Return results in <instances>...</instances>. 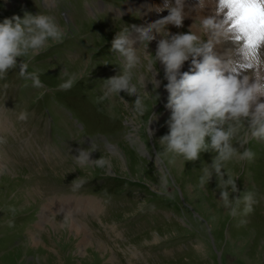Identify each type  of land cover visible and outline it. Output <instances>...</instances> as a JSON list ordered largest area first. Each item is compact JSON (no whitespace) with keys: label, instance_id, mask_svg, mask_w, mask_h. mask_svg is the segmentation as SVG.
Instances as JSON below:
<instances>
[{"label":"rangeland","instance_id":"374dc122","mask_svg":"<svg viewBox=\"0 0 264 264\" xmlns=\"http://www.w3.org/2000/svg\"><path fill=\"white\" fill-rule=\"evenodd\" d=\"M135 1L0 0V19L49 12L66 29L62 42L28 61L41 87L21 77L19 66L0 79V264H264V142L246 145L256 153L252 161L225 165L239 176V191L230 198L252 191L257 201L251 212L241 204L232 215L219 200L215 176L199 184L214 153L183 164L159 144L170 114L167 95L158 92L167 82L163 65H156L158 91L146 83L152 94L144 97L142 115L133 111L136 96L101 99L104 80L122 74L111 50L122 23L113 20L116 11H123L128 25H142L137 10L163 3L143 0V7ZM168 27L186 32L188 26ZM223 44L237 48L232 32ZM149 50L155 51L151 43ZM73 73L79 77L73 86L61 88ZM22 111L27 120L18 119ZM91 141V158L103 157V167L73 159ZM43 207L54 226L40 224ZM74 221L84 226L79 234ZM43 245L52 249L49 254L39 250Z\"/></svg>","mask_w":264,"mask_h":264},{"label":"clouds","instance_id":"9594fccd","mask_svg":"<svg viewBox=\"0 0 264 264\" xmlns=\"http://www.w3.org/2000/svg\"><path fill=\"white\" fill-rule=\"evenodd\" d=\"M262 4L264 0L251 5L254 11L239 24L235 23L236 14H231L230 5L224 0H163L161 5L137 10L142 15L153 10L156 13L167 11L166 15L144 25H128L122 19L123 11H119L113 20L119 19L122 23L111 40V50L122 74L104 80L101 97H118L124 101L122 93L136 96L133 111L137 116L142 115L146 108L144 97L152 94L145 90L146 83L150 82L155 92L161 84L156 65L157 62L163 65L167 81L163 84L167 91L165 106L170 114L165 121L168 131L160 136L159 144L164 153L172 155L173 161L180 157L183 164L199 159L202 152L214 153L211 163L202 167L199 184H208L215 176L220 189L219 200L232 215H237L241 204L244 213L251 212L257 202L252 191L230 198V193L239 191L236 184L239 176L226 171L225 165L229 161H252L256 153L246 145L251 140L264 142V99H261L264 97V59L259 54L264 44V24L260 22ZM225 8L228 9L226 18L219 19ZM205 9L210 14L205 15ZM192 13H195L194 23L188 31L170 30L169 25L181 27ZM230 32L239 33L236 38L244 41L238 49L244 63L233 59L232 50L224 54L215 50L229 38ZM65 36L66 29L49 12L26 11L23 16L13 14L0 19V79L19 66L21 77L41 87L38 73L28 71V61L62 42ZM152 41H156L154 52L149 50ZM18 57L27 59L18 62ZM185 62H189L188 70H182ZM241 69L253 71L244 74ZM78 78V74L73 73L60 87L71 88ZM154 96L156 101L159 93ZM18 119L27 120L28 113L20 112ZM2 143L4 138L0 137ZM95 151V143L91 141L87 147H78L77 154L72 156L79 165L93 163L103 167L108 162L103 157L92 159ZM70 218L69 211L65 214V223Z\"/></svg>","mask_w":264,"mask_h":264},{"label":"bare ground","instance_id":"6f19581e","mask_svg":"<svg viewBox=\"0 0 264 264\" xmlns=\"http://www.w3.org/2000/svg\"><path fill=\"white\" fill-rule=\"evenodd\" d=\"M130 4H131V6H132V8H129V9H135V5L133 4V2H131L130 1ZM135 4H138V5H141V6H143L144 7V1L143 0H136L135 1ZM118 11L119 10H117L116 11V14H118ZM227 11H228V9L227 8H225L220 14H219V19H225L226 18V16H225V14L227 13ZM167 14V11H165V12H163V13H156L154 10L152 11V12H150V13H148L147 15H143V23H142V25H144V24H147L148 22H150V21H152V20H155V19H157L159 16H162V15H166ZM204 14L205 15H207V14H210V12L207 10V9H205L204 10ZM194 16H195V13H192L189 17H187V18H185V20L183 21V23L184 24H186L188 27L187 28H185V30L186 31H188L189 30V28H190V26L194 23ZM229 23H231V20H229L228 21ZM169 26H172V25H169ZM183 29H181L180 31H182ZM232 34H233V36H234V38H235V40H236V42H237V48L234 50V51H232L233 52V59L234 60H236L238 63H244L245 61H244V59H243V56H242V54L238 51V49H240L241 47H242V45H243V43H244V41L242 40V39H237L236 37H238L239 36V33H237V32H232ZM224 41V40H223ZM223 41L220 43V44H218L217 46H216V51H217V53L218 54H224L227 50H229L228 49V47H226V46H224V44H223ZM151 44H152V46L155 48L156 47V41H152V42H150ZM262 52V54H264V44H262L261 46H260V48H259V53H261ZM238 66V65H237ZM188 67H189V62H185V64H184V66H183V68H182V70H188ZM248 71V69H241V72L242 73H244V74H246V72ZM251 74V73H250ZM163 77H164V75H163ZM147 87V89L148 90H150V86L149 85H146ZM157 91H158V89H156ZM159 90L160 91H158V92H160V94L162 95V93H163V95H167V91H166V89L165 88H163V89H161V88H159ZM162 95V96H163ZM261 99H264L263 97L261 98ZM152 123V122H151ZM154 127V126H153ZM115 151L116 150H118V148L116 149V148H113ZM12 173V172H11ZM11 173H9V172H7V174H10L11 176H16V175H12ZM186 190H187V188H186ZM38 198V197H37ZM40 199V198H39ZM37 201V200H36ZM44 208V207H43ZM41 211V210H40ZM48 213H49V210H48V207H45L44 209H43V212H42V214H40V224H44L46 221L47 222H51L50 223V226H54L56 223H55V221L54 220H51V221H49V217H48ZM49 224V223H48ZM64 225V223L62 222L59 226H63ZM58 226V227H59ZM73 226H74V231H75V233L76 234H79V233H81L83 230H76V229H81L82 227L84 228V226H82V225H80V224H78V223H75V221L73 222ZM75 226H76V228H75ZM62 228V227H61ZM64 228V227H63ZM54 230V229H53ZM71 231H72V228H71ZM85 232V231H84ZM34 236V235H33ZM40 241H41V239H40ZM85 242H86V240L84 239L82 242H81V248H80V254L82 255V256H85V254H87V252H85V249H83L84 247H82V246H85L86 244H85ZM92 246V245H91ZM95 246V245H94ZM43 247H44V249L41 247L39 250H42L44 253H48L49 251H51L52 249H50V248H48V247H46L45 245H43ZM96 248H99V246H97L96 245ZM108 251V250H107ZM40 253V252H39ZM110 253H111V251H110ZM38 254V253H37ZM49 254V253H48ZM50 254H52V252L50 253ZM57 254V253H56ZM45 256H47V255H45ZM49 256V255H48ZM48 259V258H47ZM63 262V261H62ZM46 263V262H45Z\"/></svg>","mask_w":264,"mask_h":264},{"label":"snow or ice","instance_id":"6c2138e0","mask_svg":"<svg viewBox=\"0 0 264 264\" xmlns=\"http://www.w3.org/2000/svg\"><path fill=\"white\" fill-rule=\"evenodd\" d=\"M231 7V14H236L235 23L239 24L248 19L254 9L251 7L258 0H224ZM261 24H264V4L261 5Z\"/></svg>","mask_w":264,"mask_h":264}]
</instances>
